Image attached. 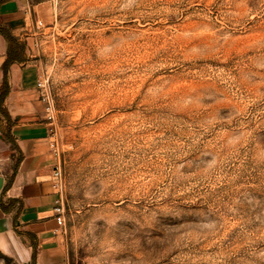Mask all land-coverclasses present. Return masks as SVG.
Here are the masks:
<instances>
[{"label":"rangeland","instance_id":"1","mask_svg":"<svg viewBox=\"0 0 264 264\" xmlns=\"http://www.w3.org/2000/svg\"><path fill=\"white\" fill-rule=\"evenodd\" d=\"M16 5L54 103L64 264H264V0Z\"/></svg>","mask_w":264,"mask_h":264},{"label":"crops","instance_id":"2","mask_svg":"<svg viewBox=\"0 0 264 264\" xmlns=\"http://www.w3.org/2000/svg\"><path fill=\"white\" fill-rule=\"evenodd\" d=\"M31 10L17 7L16 0L0 2V23L25 43L27 55L24 63L9 68L5 103L11 122L0 115V252L18 264H64L53 210L56 161L36 88L40 69L29 61Z\"/></svg>","mask_w":264,"mask_h":264},{"label":"built area","instance_id":"3","mask_svg":"<svg viewBox=\"0 0 264 264\" xmlns=\"http://www.w3.org/2000/svg\"><path fill=\"white\" fill-rule=\"evenodd\" d=\"M43 26V22L41 20L36 21V29H39ZM36 46H38V42L36 41ZM36 88L39 96V100L44 104L43 112L44 118L48 121L50 125H52L55 120V112H54V103L50 94L49 86H48V77L44 74H39L37 79ZM50 146L51 151L54 157L58 158V152L55 148V143L53 141L52 135L50 136ZM53 187L56 191V197L54 200V213L55 218L58 224V231L61 232L65 225V203H64V187L62 184V171L59 164H56L53 168Z\"/></svg>","mask_w":264,"mask_h":264},{"label":"trees","instance_id":"4","mask_svg":"<svg viewBox=\"0 0 264 264\" xmlns=\"http://www.w3.org/2000/svg\"><path fill=\"white\" fill-rule=\"evenodd\" d=\"M3 0H0L2 2ZM0 34L7 43L6 57L2 64L3 79L0 85V115L5 116L8 122H11L9 112L6 106V98L10 91V83L8 79L9 68L14 63H24L27 60L25 52V43L14 36L11 31L4 25H0ZM7 259L11 260L9 257Z\"/></svg>","mask_w":264,"mask_h":264},{"label":"bare ground","instance_id":"5","mask_svg":"<svg viewBox=\"0 0 264 264\" xmlns=\"http://www.w3.org/2000/svg\"><path fill=\"white\" fill-rule=\"evenodd\" d=\"M169 256V255H168ZM157 260V259H156ZM163 260V259H162ZM165 260V259H164Z\"/></svg>","mask_w":264,"mask_h":264}]
</instances>
